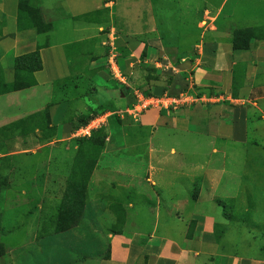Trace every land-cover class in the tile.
I'll return each instance as SVG.
<instances>
[{
  "label": "rangeland",
  "instance_id": "1",
  "mask_svg": "<svg viewBox=\"0 0 264 264\" xmlns=\"http://www.w3.org/2000/svg\"><path fill=\"white\" fill-rule=\"evenodd\" d=\"M45 1L33 0L32 3L39 9L42 19L43 16L47 17L44 22L50 26L49 30L51 31L52 24L49 22V18L52 17L51 9L47 7ZM79 1L82 0H67L69 4L67 5L66 1L55 0L56 4L65 7L58 14V17L61 18L57 21L53 20L55 25L62 27V30H58V34H54V37L59 38L57 48L60 51H55L58 55L60 52L65 53L66 50L68 52L71 47L63 48L64 46L79 43L86 35L85 33H74L72 29L78 23L72 22L62 15L64 12L66 14L79 11L88 13L92 10L90 5L92 0L90 2L83 0L84 6L77 5ZM95 1L101 4L100 0ZM223 1L119 0L121 5L129 4L127 7L131 9L125 10L131 11L129 13L131 17L141 9L145 12L151 10L158 31L156 34L164 36L166 44L175 54L184 52L191 43V40L185 38L186 36L196 38L194 35H201L202 31H214L212 27L214 20L211 15L206 14L204 17L203 24L201 23L199 28L202 30L198 29V23L205 8L216 9ZM227 8L229 10L230 3L227 4ZM17 13L18 0H0V79L7 84L15 80L16 58L27 52L23 53L19 49H14V39L9 36L16 33V26L9 20L17 17ZM105 13L107 15L109 12L105 11ZM146 16L148 17L147 13ZM52 18L54 19V17ZM234 21L240 28L264 25V0H239L234 13ZM92 29L94 30V26ZM129 30L131 29H127L128 34ZM30 33V35L37 34L35 30ZM231 38L233 41V37ZM36 39L39 42L37 46L45 47L50 44L48 39L41 43L40 40L44 39L42 36H38ZM83 46L84 44H76L75 47L84 48ZM46 53L42 56L43 70L33 74L35 79L37 77L36 86L0 96V264H10L6 263L8 260H6L2 242H10L9 239L16 238V236L4 238L3 236H6L4 231L17 230L19 226H27L31 231L36 229L33 234L42 237L39 239L38 245L28 248L30 249L29 253L26 258H22L20 264H89L83 257L85 251L97 254L101 250L91 243L83 245V240L81 242L74 240L72 232L68 234L67 231L76 226L59 233L60 228L67 225L62 217L64 211L69 208L66 207L68 191L74 182L79 181V178L74 174L80 172L77 160L81 146L84 147L83 152L87 156V161L83 164L94 163L96 165L98 162L97 173H100L95 176L98 178L97 182L94 177L89 184L91 172L84 194L86 202L91 203L97 213L98 211L102 212V215L97 216V220L99 222L101 220L108 221L100 226H94L96 231L99 229L104 231L106 229L110 231L121 229L120 225L111 223L114 216L108 206L114 197L121 201L120 205L124 208L121 209L130 221V229L135 226L134 222L138 228H148L150 225L148 222L154 219L159 202L161 210L171 209L172 203H178L180 207H183L186 202V199H183L187 195L185 189L176 193L177 200L171 201L163 197L157 188H153L150 182L142 179L146 176L144 172L149 159V145L145 138V140L142 138L136 140V144L128 139L123 147H117L100 158V151L96 152V149L87 146L84 139L72 137V133L76 130L75 127L82 126L83 121L104 117L105 114L111 115L100 131L101 135H105L107 138L109 134L116 136L122 132H135L140 121L135 122L128 111L137 103V96L160 98L162 97V88L155 85L154 88L148 89H145V86L137 87L133 89L134 91L129 90L128 102L118 108L101 104L103 107L98 106L88 110L92 105L88 101L86 103L82 93L84 90L77 87L80 82H76L74 78L71 81L68 77L70 73L73 75V68L63 63L57 69H53L52 56L50 55L52 52ZM106 53H110V46ZM84 59L85 57L80 58V61L83 62ZM178 63L176 62V67ZM74 65L82 66L80 63ZM165 66L168 65L165 64ZM158 70L159 74H156L157 70L146 68V80L160 81L163 76L167 80L165 81L169 82L168 80H172V77L169 76L170 73L179 70V66L174 70L172 68L167 70L160 66ZM109 78L108 84L117 86L121 84L115 80L112 72L109 74ZM86 87L90 88L89 85ZM96 89L98 92L100 91L99 88ZM75 91L77 92L75 93ZM178 93H189L195 96L203 94L195 90L194 87L193 91L182 87ZM87 100L89 99L87 98ZM219 105L221 106L223 103L220 102L212 106L211 104L194 103L188 108L205 111V119H212L207 126L212 125L210 128L216 132L226 131V127L219 126L217 123V120L220 119L218 118L219 108L216 107ZM108 108L109 110H107ZM21 119L25 123L19 124ZM14 124L17 125L16 131L12 130ZM203 138L175 133L171 137V144L180 142L187 151L199 150L201 147L206 152L212 141L208 140L206 136ZM250 142L242 146H230V161L223 162L221 152L217 156H210L212 160L218 158L220 162L217 164L225 166L228 174H225L223 181L230 182L229 193L227 189L220 191L218 195L223 198L218 199L215 205L219 210L218 220L221 222L226 220L230 223V228L219 243L216 254L230 256L231 262L237 258L264 260V143L260 146L259 141L253 136H250ZM176 151L175 154L169 155L168 153V155L179 162L181 157L178 156L179 150ZM201 159L206 163L207 157ZM130 171L134 172L133 179L129 175ZM199 171L197 169L196 173ZM175 176L180 179L183 177L177 173H167V181ZM221 187L226 188L223 183ZM176 194L170 193L171 196ZM204 195L210 197L209 192H205ZM204 201L207 202V200ZM208 203L210 204L211 200H208ZM129 204H132L134 210L128 209ZM81 218L82 214L78 224ZM85 228L86 226H82L79 231H83ZM215 229L219 237L217 241L221 240L223 231L218 226ZM79 231L77 230V235H80ZM76 242L80 246H77ZM219 260L223 263L221 258Z\"/></svg>",
  "mask_w": 264,
  "mask_h": 264
},
{
  "label": "crops",
  "instance_id": "2",
  "mask_svg": "<svg viewBox=\"0 0 264 264\" xmlns=\"http://www.w3.org/2000/svg\"><path fill=\"white\" fill-rule=\"evenodd\" d=\"M62 1H66L69 5L67 0ZM238 1L224 0L216 9L205 8L199 20L198 29L207 14L211 15L214 20L212 25L214 31H202L201 35H194L196 38L186 36L185 38L191 40V43L180 54H175L169 48L163 35L156 34L158 31L151 10L145 12L141 9L142 11H138L131 17L129 14L131 11L125 10L131 9L127 7L129 4L121 5L119 0H100L101 4L92 0V4L90 3L92 10L88 13L79 11L66 14L64 12L62 15L65 18L79 24H76L72 31L86 35L79 43L64 46L63 48L71 47L68 52L66 50L65 53L60 52L59 55L55 52L60 51L57 48L59 38L54 37V34H58V30H62V27L55 25L54 22L61 18L58 14L65 7L56 4L55 0L45 1L47 7L51 9V16L54 17V19L49 18L52 24L51 31L38 34L35 30L37 34L30 35V32L34 30H25L15 31V34L9 35L14 39V49H19L23 53L27 51L23 55L37 52L42 68V56L49 51L52 52L50 55L53 69H57L63 63L70 65L74 73L68 75L69 79L72 81L74 78L76 82H80L77 87L88 91L82 92L86 103L88 101L92 105L88 107V110L104 105L118 108L128 102L129 90L141 86H145V89L154 88V85L159 86L162 88V97L168 96L169 98L182 94L178 93L182 87L192 91L194 87L195 90L202 92L201 96L191 94L200 99L222 96L223 105L216 107L219 108L218 118L220 119L217 123L219 126L226 127V131H214L210 128L212 125L207 126L212 119H205V111L192 110L186 106L168 111L150 109L139 118L140 123L135 132H122L116 136L113 134L107 136L100 158L117 147H123L128 139L135 144L138 139H146L149 145V159L144 172L146 178L142 179L150 182L153 188H157L163 197L171 201L177 200L176 193L182 192L183 189L186 190L187 195L183 198L186 199L183 207H180L178 203H172L171 209L161 210L159 202L154 219L148 222L150 224L148 228H138L134 222L135 226L131 229L129 228L130 221L121 209L123 208L120 205L121 201L114 197L108 207L114 216L111 223L121 226V229L117 231L109 229L96 231L94 226H100L108 221L99 222L97 216L102 215V212L97 213L92 204L87 203L85 199L80 223L67 232L68 234L72 232L74 240L78 242L83 240V245L91 243L101 249L97 254L85 251L83 257L89 264H264V260L247 258H237L231 262L230 256L216 254L219 243L230 228V223L226 220L223 222L218 220L219 210L216 209L215 202L223 198L218 195L220 191L227 189L229 193L230 182L223 181L225 174H228L225 166H220L217 164L220 160L218 158L212 160L210 156H217L221 152L222 161H230V146L246 145L250 142V136L256 138L260 146L264 143V40L252 39L241 49H234L231 38V33L236 30L264 27V25L240 28L235 24L234 13ZM228 3H230L229 10ZM77 5L84 6L85 3L82 0L77 2ZM105 11L109 13L106 15ZM16 18L9 20L15 26ZM76 18L83 23H80L78 19L73 21ZM44 20H47V17L43 16ZM127 29L136 32L129 30L128 34ZM229 33L230 35H227ZM38 36L44 38L40 40L41 43L48 39L49 46H37ZM76 44H84V48L75 47ZM109 46L110 53L108 54L106 52ZM83 57H85V62L80 61ZM111 62H114L116 68L113 69ZM176 62H179L177 64L179 67L186 66V68L175 71L174 69L178 67H176ZM77 63L82 66L74 65ZM160 66L167 70L171 68L174 70L175 73L169 75L172 80L166 82V78L162 76L160 81H147L146 68L157 70L156 74H159L158 67ZM114 70L121 77L119 81L113 74L115 80L123 83L122 85L108 84L109 74ZM96 88L100 91L98 92ZM219 103L202 102L201 104L212 106ZM175 133L193 135L200 139L206 136L212 143L206 152L201 147L199 150L187 151L180 142L171 144V137ZM177 149L179 150L178 156L181 157L179 162L169 157L175 154ZM203 157H207L206 163L202 161ZM97 168L98 162L92 171L89 184L92 178L100 174L97 173ZM197 169L200 170L198 173H196ZM167 173H177L183 177L180 179L175 176L168 182ZM129 175L133 179L134 172L130 171ZM97 180L98 178L95 177L96 182ZM222 183L226 188L221 187ZM195 184L196 187H194ZM187 186L189 188H186ZM205 192H209L210 197H206ZM170 193L176 195L171 196ZM208 200H211L210 204ZM128 209L134 210L132 204H129ZM150 212L153 213L152 210ZM82 226H86L85 230L79 231ZM216 226L220 227L224 233L223 238L218 241L214 232ZM77 230L80 235H77ZM4 232L6 234L4 238L16 236L14 240L9 239L10 242H2L6 260H8L6 263L10 264H20L22 258L27 257L30 250L28 248L38 245L39 239H42L33 234L36 229L31 231L27 226H19L17 230H5ZM78 242H76L77 246H80ZM220 258L223 263L220 262Z\"/></svg>",
  "mask_w": 264,
  "mask_h": 264
},
{
  "label": "trees",
  "instance_id": "3",
  "mask_svg": "<svg viewBox=\"0 0 264 264\" xmlns=\"http://www.w3.org/2000/svg\"><path fill=\"white\" fill-rule=\"evenodd\" d=\"M32 1L33 0H18L16 31L21 32L25 30H36L38 34L46 33L49 31L50 26L43 21L39 9L32 3ZM232 37L234 48L241 49L252 39L264 40V27L236 30L232 34ZM41 69V59L37 52L29 53L16 58L15 80L12 83L7 84L0 79V96L30 89L36 86V80L33 77V74L39 72ZM91 120L93 119L90 118L83 121L82 126L87 125ZM18 123L23 124L25 121L21 119ZM16 126V124L13 125V131L17 130ZM80 127L76 126L75 129ZM100 131H102V128L93 132L88 139H84V143H87V146L96 149V152L100 151L99 153L102 152L106 139V136L101 135ZM83 149L84 147L81 146L78 151L77 167L80 172L78 174H74L75 177L79 178V181L77 180V183L74 182L68 191L66 207L69 208L64 211L62 217L64 221L67 222V225L60 228L59 233L63 231L65 232L77 226L82 214L85 200V186L87 185L89 176L95 166L94 163H91V165L83 164L87 161V156L84 154ZM214 232L217 240L219 237L217 236L216 231Z\"/></svg>",
  "mask_w": 264,
  "mask_h": 264
},
{
  "label": "built area",
  "instance_id": "4",
  "mask_svg": "<svg viewBox=\"0 0 264 264\" xmlns=\"http://www.w3.org/2000/svg\"><path fill=\"white\" fill-rule=\"evenodd\" d=\"M111 66L116 68V65L114 62H111ZM114 75H116V78L120 81L121 77L118 76V72L115 70L113 72ZM137 103L133 105L132 109L128 111L129 115H131L134 119L135 122H138L139 118L141 115L145 112H147L150 109H177V108H182L186 106H190L191 104L197 103V102H203V103H219L222 101V96L218 95L217 97L213 98H197L193 97L189 93L185 94H179L177 97L174 98H169L168 96L165 97H144L143 95H138L137 96ZM110 115L105 114L104 117H97L90 122H88L87 125L82 126L72 133L73 138H89L93 132L103 128L105 124L107 123V119Z\"/></svg>",
  "mask_w": 264,
  "mask_h": 264
},
{
  "label": "water",
  "instance_id": "5",
  "mask_svg": "<svg viewBox=\"0 0 264 264\" xmlns=\"http://www.w3.org/2000/svg\"><path fill=\"white\" fill-rule=\"evenodd\" d=\"M185 68H186V66H185V67H184V66H180V67H179V69H185Z\"/></svg>",
  "mask_w": 264,
  "mask_h": 264
}]
</instances>
